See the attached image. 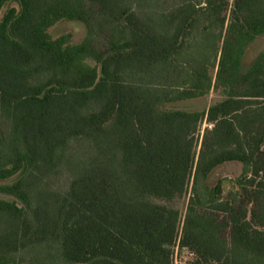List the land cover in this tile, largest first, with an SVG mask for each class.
Here are the masks:
<instances>
[{"label": "trees", "instance_id": "obj_1", "mask_svg": "<svg viewBox=\"0 0 264 264\" xmlns=\"http://www.w3.org/2000/svg\"><path fill=\"white\" fill-rule=\"evenodd\" d=\"M202 3L0 0V264H264V0Z\"/></svg>", "mask_w": 264, "mask_h": 264}, {"label": "rangeland", "instance_id": "obj_2", "mask_svg": "<svg viewBox=\"0 0 264 264\" xmlns=\"http://www.w3.org/2000/svg\"><path fill=\"white\" fill-rule=\"evenodd\" d=\"M171 4H178L182 0H169ZM194 4L203 5V0H191ZM218 1V0H217ZM227 2L225 16L228 17V14L232 7L233 0H225ZM200 25L194 31V36L198 40L201 36V26L205 24L203 20H200ZM204 22V23H202ZM225 29V25L223 28L219 26L208 30V33L213 34L215 39L218 38L220 33H223ZM50 35L53 38L66 35L68 37L69 42L78 43L80 42L84 35L85 30L84 27L77 22H63L59 23L57 26L51 28L49 30ZM260 53H264V35L257 36L254 40L245 48L243 56H242V66L247 67L250 65L252 60ZM219 98L217 92L210 91L209 94L205 97H201L192 101H188L182 105H178L179 108L187 109V110H201L204 107H207L211 102L215 101ZM207 123L203 122L199 128V137L202 135V131L207 127ZM241 171V165L236 162H228L224 163L217 168H215L209 176V183L212 185L216 183L218 180L221 181L224 193L229 189L231 183L235 180V178L239 175ZM186 205V198L178 200L174 203V206L178 208L181 214L184 213ZM190 255L187 252L179 253L177 250L174 255V264H178L180 261L188 260Z\"/></svg>", "mask_w": 264, "mask_h": 264}]
</instances>
